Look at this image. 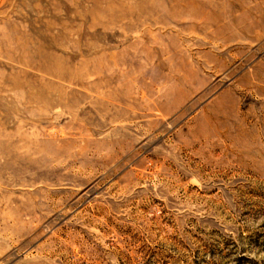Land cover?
Wrapping results in <instances>:
<instances>
[{"label": "rangeland", "instance_id": "obj_1", "mask_svg": "<svg viewBox=\"0 0 264 264\" xmlns=\"http://www.w3.org/2000/svg\"><path fill=\"white\" fill-rule=\"evenodd\" d=\"M0 264H264V0H0Z\"/></svg>", "mask_w": 264, "mask_h": 264}, {"label": "bare ground", "instance_id": "obj_2", "mask_svg": "<svg viewBox=\"0 0 264 264\" xmlns=\"http://www.w3.org/2000/svg\"><path fill=\"white\" fill-rule=\"evenodd\" d=\"M251 23V22H250ZM251 29V28H250Z\"/></svg>", "mask_w": 264, "mask_h": 264}]
</instances>
